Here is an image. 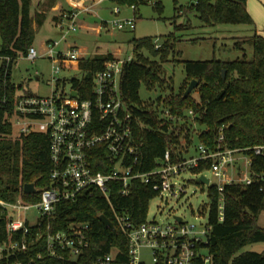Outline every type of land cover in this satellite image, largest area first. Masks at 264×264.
<instances>
[{
    "label": "trees",
    "instance_id": "16d2710c",
    "mask_svg": "<svg viewBox=\"0 0 264 264\" xmlns=\"http://www.w3.org/2000/svg\"><path fill=\"white\" fill-rule=\"evenodd\" d=\"M121 5H129L137 13L141 6H152L161 17L164 11L163 0H113ZM186 7L175 2L176 18L184 9L190 10L205 27L218 25L255 26L248 12V0H194ZM32 0H0V54L9 56L12 61L0 70V199L14 202L22 198L26 202L39 201L40 192L49 186L50 138L47 134L31 133L20 137L14 136V126L9 116L15 113L19 99L20 86L12 82V68L16 59L26 56L35 41V32L31 18ZM174 17V18H175ZM170 37H176L171 34ZM203 39L189 40L198 43ZM179 42V40H176ZM175 40L168 41L169 51L175 49ZM245 44L253 48V58L248 59ZM135 60L126 65L121 80V93L124 102L130 108L135 120V135L144 145V170H151L158 159L171 150L174 161L190 155L194 147L191 117L202 131V144L207 149L216 150L219 129L224 127L227 147L242 149L253 157L251 171L253 181L249 185H226L224 187V217L219 219L218 201L220 194L215 185L209 187L211 199L208 226L212 228L208 249L214 264H264V251L241 252L250 244L264 243V228L259 226V219L264 212V155L254 156L255 147H264V37L255 33L235 43V49L244 53L242 60L231 62L184 61L186 74L192 80H198L200 100L196 103L191 95L185 93L176 97L162 99L154 105L143 102L139 91L144 84L151 90L156 83L161 87L160 71L141 53L142 49L154 52L152 37L134 39L131 42ZM159 54V53H158ZM112 55L97 56L73 62V66L89 72L84 79L85 98L89 97L92 75L103 67ZM72 63H61L63 69ZM226 71V78H223ZM78 84L77 80H73ZM160 106H163L162 108ZM169 109L177 118L175 121L160 117L161 109ZM196 118V119H195ZM185 140V145H182ZM199 150V148H198ZM211 162L201 164L193 170L194 174L203 173L210 168ZM98 170V169H97ZM34 184L37 192L26 194L24 186ZM155 198L148 185L138 182L133 194L124 198L118 193L111 194L112 203L127 212L134 224L140 225L146 220L150 201ZM105 215L117 230L113 233L101 221ZM71 222L88 223L90 248L77 261H58L46 257V237L48 232L66 230ZM33 227L28 242L29 249L14 260L27 261L34 258V264H95L98 257L115 254V264L128 262V242L117 226L106 200L99 196L79 197L76 202L59 204L55 210V220ZM13 238L7 233L6 219L0 208V246ZM41 254L43 259L37 260ZM0 263L5 264L1 259Z\"/></svg>",
    "mask_w": 264,
    "mask_h": 264
},
{
    "label": "built area",
    "instance_id": "2783aa9c",
    "mask_svg": "<svg viewBox=\"0 0 264 264\" xmlns=\"http://www.w3.org/2000/svg\"><path fill=\"white\" fill-rule=\"evenodd\" d=\"M103 1L106 0H99ZM114 13L118 15L120 8H115ZM80 14L81 11L66 14L57 23L58 39L47 41L43 51L32 45L28 54L22 57L30 61L49 59L58 64L53 67L51 94L46 97L20 94L15 113L9 116L18 137L31 133L49 136L52 167L49 186L40 192L38 202H26L22 198L14 202L0 199L8 235L10 238L18 234L21 236L0 246V260L4 259L5 264H34V258L27 261L12 259L28 252L31 229L43 223H47L50 229L59 204L76 202L82 196H99L107 201L117 226L127 238L126 264H146L144 250L148 251L153 264H214L207 247L212 231L208 223L206 230L200 232L196 226L185 223L183 218L181 222L175 217L173 223L162 224L148 220L147 213L146 220L136 226L125 210L112 203L111 194L115 192L128 198L133 194L134 186L140 182L150 187L155 198L163 199L167 195L179 199L187 194V187L178 185L176 180L210 161L207 171L218 182L215 184L220 194L218 212L220 221H223L224 187L252 183L253 157L242 149L227 147L224 127H221L216 150L200 145L198 157L187 155L177 161L173 160L171 150H167L151 170L145 171L144 145L135 135L136 119L121 93L124 69L135 60L133 51L124 59L112 55L92 75L88 98L84 97L85 78L77 79L78 84L73 83L66 90L63 82L56 77L62 62L84 59L80 48H62L69 37L78 31ZM111 23L114 29H135L134 19L114 20ZM156 47L160 48L161 45ZM5 61L7 71L12 58L0 54V70L4 68ZM188 115L193 118L195 113L190 110ZM160 117L172 121L177 119L166 108L161 109ZM252 151L254 156L264 155L263 146L255 147ZM236 166L238 169L244 167L245 175L241 180L234 177ZM230 172L232 174L229 176ZM203 173L197 175L201 177ZM31 215H35V223H32ZM89 230L88 223L71 222L66 230L48 232L46 257L58 261H77L90 248ZM41 259L43 256L39 254L37 260ZM95 264H115V254L98 257Z\"/></svg>",
    "mask_w": 264,
    "mask_h": 264
},
{
    "label": "rangeland",
    "instance_id": "374dc122",
    "mask_svg": "<svg viewBox=\"0 0 264 264\" xmlns=\"http://www.w3.org/2000/svg\"><path fill=\"white\" fill-rule=\"evenodd\" d=\"M194 0H178V6H188ZM164 11L160 17L152 6H141L139 11L135 13L134 8L129 5H121L113 0H108L106 4L109 9L105 16L109 20H135L134 30H118L114 29L110 22L107 29H104L100 34L96 28L101 25L100 21L93 22L89 32L80 27L81 18L78 21V31L71 35L62 48L67 45L76 46L86 52L87 57H92L101 54H116L119 58H126L132 55L131 42L134 39H142L152 37L154 39V52L142 49L141 53L150 62L154 63V67L160 71V81L163 83L158 87V83L149 90L143 84L139 96L141 100L147 104L164 101L167 98L176 97L183 92L186 93L188 87L194 81L186 74L184 61H212L218 60L222 62H231L242 60L244 53L237 51L235 43L241 41L244 37H250L257 33L264 36V19L254 17L255 26L245 25H218L216 27H205L202 25L196 15L188 9H184L183 14L176 18L174 0H163ZM120 8V13L115 15V8ZM175 17V18H174ZM173 34L176 38L172 39ZM51 38L55 40L59 38L56 31L51 30L50 25L40 29L36 33L33 45L43 51L46 40ZM203 39L198 43H192L189 40ZM179 40L175 43V49L171 52L166 46L168 41ZM156 45H161L157 48ZM245 51L249 60L253 58V48L249 44H245ZM134 53V52H133ZM159 53V54H158ZM135 55V54H134ZM63 69L61 68L56 77L59 78L66 90H69L73 85V80L84 79L89 76V72L80 70L73 66ZM54 66H58L56 62L49 59H38L30 61L25 58H18L13 63L12 82L16 86H20L18 91L21 95H31L46 97L52 92V74ZM196 80V79H195ZM198 81V80H196ZM198 87L191 93L192 99L198 103L200 95ZM161 108L163 106H160ZM195 117V116H194ZM196 119V118H195ZM192 135L194 137V147L190 149L191 156L198 157V148L202 142V131L206 129L200 126L198 121L191 118ZM14 136L18 137L14 131ZM182 145H185V140H182ZM218 147V137L216 149ZM234 177L243 179L244 167L239 169L234 167ZM204 176L211 183L210 186L217 184V179L214 178L210 171H205ZM230 172L228 175L230 176ZM254 177V173L251 171ZM200 176L193 173L183 174L182 179L176 180L180 186L186 185L187 194L177 199L165 195L162 198H155L150 202L148 210V220H156L159 223H173L175 217L183 218L188 225H194L198 231L206 230V225L209 220V207L211 199L209 197V185L198 182ZM34 214V213H33ZM32 223H35V215H31ZM259 226L264 228V212L260 216ZM264 243L250 244L243 248L241 252H263ZM205 252V251H204ZM144 261L146 264H153L152 258L147 250L143 251Z\"/></svg>",
    "mask_w": 264,
    "mask_h": 264
},
{
    "label": "crops",
    "instance_id": "0c3cea01",
    "mask_svg": "<svg viewBox=\"0 0 264 264\" xmlns=\"http://www.w3.org/2000/svg\"><path fill=\"white\" fill-rule=\"evenodd\" d=\"M107 3L108 0L103 2H99V0H32L31 18L33 20L32 27L35 36L40 29H43L47 25H50L51 30H54L55 34L56 31L58 33L57 23L61 21L66 14L72 11H81L80 27H84L88 32L92 29L89 25L93 22L100 21L101 25L96 28L97 33L100 34L104 29L108 28L110 22H113L105 16V13L109 9L106 5ZM194 3L195 1L191 2V4ZM247 9L253 20L254 17H256L255 15L264 19V0H248ZM49 40H51V38L46 40V42ZM68 46L70 45H67L66 47ZM82 51L84 53V59H92L97 56H105L109 54L116 55L107 53L87 57L86 52H84V50Z\"/></svg>",
    "mask_w": 264,
    "mask_h": 264
},
{
    "label": "water",
    "instance_id": "95a60500",
    "mask_svg": "<svg viewBox=\"0 0 264 264\" xmlns=\"http://www.w3.org/2000/svg\"><path fill=\"white\" fill-rule=\"evenodd\" d=\"M223 78L224 79L226 78V71H223ZM198 84H199L198 81H196V80L192 81V83L190 84V86L188 87V89L184 95V98H188L191 95V93L194 91V89L196 87H198ZM73 95L75 96L76 93H74ZM198 182L206 184V185L210 184V180L208 178H206L205 176L199 177ZM36 191L37 190H36V187L34 184H26L24 186V192L26 194H34V193H36ZM99 219L107 228H110L113 231V233H115V234L117 233V230H116L113 222L111 220H109L105 215H101ZM177 220L179 222L182 221V219L180 217H177Z\"/></svg>",
    "mask_w": 264,
    "mask_h": 264
}]
</instances>
